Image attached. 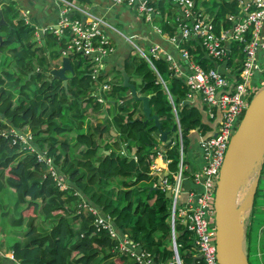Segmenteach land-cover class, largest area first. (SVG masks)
<instances>
[{
    "label": "trees",
    "instance_id": "1",
    "mask_svg": "<svg viewBox=\"0 0 264 264\" xmlns=\"http://www.w3.org/2000/svg\"><path fill=\"white\" fill-rule=\"evenodd\" d=\"M0 13L5 22L0 26V50L9 54L0 55V224L8 222L12 228L5 253L17 264H137L118 249L121 240L130 239L150 254L154 264L172 262L171 201L164 189H154L158 177L151 175V164L161 150L168 162L167 182L173 187L184 165L189 133L209 130L201 124L200 111L187 101L183 81L163 58H153L149 64L133 53L124 61L130 83L141 96H150L161 131L169 133L161 147L154 123H144L141 103L128 95L121 82H108L112 118L105 125L92 126L86 122L82 102L87 101L95 112L103 107L90 93L96 83L104 82L105 73L85 66L89 59L79 54L67 55L74 74L66 73L67 87H63L60 80L47 76L48 57L53 60L68 51L63 44L68 41L67 31L61 36L42 29L45 52L37 29L13 5L0 0ZM238 14L235 0L214 3L215 32L231 28L226 17ZM160 24L163 34L176 36L175 22L174 26L162 20ZM180 47L204 70L214 67L194 42L182 40ZM232 64L227 61V66ZM263 86L264 82L260 89ZM110 132L114 138L103 141V134ZM26 133L31 135L33 151L16 139ZM186 174L181 169V175ZM257 191L256 187L249 222ZM6 193L9 198L3 202ZM83 203L110 220L114 236L96 228V217L82 208ZM24 211L31 215H23ZM23 226L22 231L16 230ZM177 231L179 257L190 264L192 236L182 225ZM14 238L18 240L9 244Z\"/></svg>",
    "mask_w": 264,
    "mask_h": 264
},
{
    "label": "built area",
    "instance_id": "2",
    "mask_svg": "<svg viewBox=\"0 0 264 264\" xmlns=\"http://www.w3.org/2000/svg\"><path fill=\"white\" fill-rule=\"evenodd\" d=\"M113 6H123L132 9L137 17L150 23L155 15L153 0H110ZM239 14L228 15L226 18L232 23L231 28L215 32L212 19L206 18L199 10L196 0H171L178 10L176 18V36L169 37L185 60L186 70H178L168 55L159 56V47L149 46L148 49L133 43L138 54L149 64L151 59L163 58L174 75L180 78L186 89V99L191 102L199 97L208 108L211 121L214 123L212 134L201 143L204 166L200 172L193 174V180L201 188L198 194L190 193L186 201L180 203L178 183L172 187L167 182L166 175H159L161 168L155 164L159 160L163 166L167 161L161 150L151 164V175L160 178L162 189L172 192L171 215L169 219L173 258L169 264H183L176 244V227H185L192 236L194 253L190 264H218L216 260L215 229L213 199L220 168L224 161L229 141L242 119L251 97L256 90V83L264 74V0H235ZM58 5L59 20L57 28H51L56 35L68 33L67 49L61 53L63 57L79 54L95 63L94 70H100L103 61L113 53V46L109 37L104 34L103 18L87 9L74 5L68 0H54ZM73 14V18L69 15ZM26 19V14L23 15ZM27 23V19L25 20ZM163 34L161 29H156ZM37 37L39 36L36 33ZM192 41L198 45L214 67L204 70L194 62L193 56L186 49L180 47V42ZM143 49L147 53L143 52ZM70 54V55H71ZM230 60L233 66L239 67L232 71H219L215 65L226 64ZM96 75V71H94ZM111 92L108 82L96 83L90 97L95 103L108 105L107 95ZM215 134V136L213 135ZM30 148V135L16 137ZM43 157L40 156V160ZM48 165H52L46 159ZM52 176H56L50 169ZM168 175V174H167ZM177 181L181 179V167L177 174ZM156 186V185H154ZM62 189V184H60ZM82 208L87 209L83 203ZM96 217L95 226L98 230H109L113 235L112 224L104 216L88 208ZM177 213V214H176ZM264 229V228H263ZM121 253L129 255L137 264H154L144 249L130 239L119 242ZM200 257V258H199Z\"/></svg>",
    "mask_w": 264,
    "mask_h": 264
},
{
    "label": "crops",
    "instance_id": "3",
    "mask_svg": "<svg viewBox=\"0 0 264 264\" xmlns=\"http://www.w3.org/2000/svg\"><path fill=\"white\" fill-rule=\"evenodd\" d=\"M6 4H11L15 7L17 12L23 17L26 14V19L31 22L39 34L42 29L49 30L50 34H54L51 28H57L59 20L58 5L54 0H3ZM73 2L74 5H78L90 12L101 16L105 25L103 26L104 34L109 37L110 43L113 46V53L108 55L103 61L102 67L99 71L104 72L103 80L111 83H123L120 70L124 69V61L128 55L133 54L132 49L133 43L142 44L141 46L148 49L149 46L156 45L159 47V56L168 55L171 57L173 64L178 70L185 71L186 63L181 57L179 50L176 46L170 42L169 36L167 34H159L156 29H161V20L164 23L172 24L176 23V18L178 17V10L172 5L171 0H153L156 4L154 7L155 15L150 23L141 20L135 12L127 7L123 6H113L110 0H68ZM197 6L200 12L206 17L212 19L213 4L219 3V0H196ZM153 5V4H152ZM163 9V10H162ZM1 14V13H0ZM69 18H73V14L69 15ZM177 31V30H176ZM42 30V36L39 34L40 40L44 35ZM41 43V42H40ZM4 51L0 50V55ZM61 57L58 60L59 66L61 63ZM56 65V63H54ZM219 71H232L235 66H226V64L215 65ZM126 72V71H125ZM227 72V73H228ZM127 74V73H126ZM68 77V76H67ZM130 81V77H129ZM130 94V90L128 95ZM140 95V94H138ZM83 105L84 110H92L89 103L85 102ZM201 114V124L207 126L209 130H206L204 134H201L199 128L192 130L189 135L188 147L185 151L184 165L180 166L187 174L181 175V179L176 182L179 186L180 203L183 204L190 193L198 194L201 188L193 180V174L200 172L204 166V157L201 150V143L207 137H209L213 122L211 121L208 113V108L201 102L199 97L194 98L191 102ZM141 105V104H140ZM108 107L102 113L105 117L111 116L113 113L112 108ZM87 117L89 115L87 113ZM88 122V121H86ZM161 147V146H160ZM155 164L161 168L159 175L168 174V163L163 166L159 160L155 161ZM11 193V190H9ZM5 195V194H4ZM3 195V196H4ZM9 198V197H8ZM8 200V199H7ZM6 200V201H7ZM264 226L262 231H264ZM2 230V229H1ZM5 234L3 239L0 238V264H17L14 262L11 254H6V230H2ZM248 245H245L246 252ZM259 251V250H258ZM260 255V252H259Z\"/></svg>",
    "mask_w": 264,
    "mask_h": 264
},
{
    "label": "water",
    "instance_id": "4",
    "mask_svg": "<svg viewBox=\"0 0 264 264\" xmlns=\"http://www.w3.org/2000/svg\"><path fill=\"white\" fill-rule=\"evenodd\" d=\"M1 15V14H0ZM5 24L0 17V26ZM56 28V27H55ZM42 36V30L39 31ZM43 50L47 52L44 40H40ZM71 53L68 52V55ZM51 66L50 73L47 76L51 79L60 80L63 87H67L68 77L66 73L74 74L69 57H62L59 65H54L49 58ZM122 76V86L130 90V96L135 102L141 103L142 115L144 123L152 121L157 129V135L160 143L164 144L169 135L168 132L161 131V125L156 113H152L150 108V96H141L139 90L130 83L129 76L125 70H120ZM214 124L212 127V134ZM174 131V129H173ZM209 135V136H210ZM215 136V134H213ZM260 146L262 155L260 163L264 162V86L250 100L241 121L239 122L234 134L232 135L224 161L220 168L216 188L213 199L214 210V229H215V246L216 260L218 264H249L245 250V235L247 231L246 218L249 216L253 195L256 190L260 171L256 170L257 177L253 185V195L249 212L244 216L239 205L235 203L236 196V181L238 178L239 169L243 163L244 157L250 150ZM162 189L160 178L154 189ZM166 197L171 200L172 192H166ZM200 258V257H199Z\"/></svg>",
    "mask_w": 264,
    "mask_h": 264
},
{
    "label": "rangeland",
    "instance_id": "5",
    "mask_svg": "<svg viewBox=\"0 0 264 264\" xmlns=\"http://www.w3.org/2000/svg\"><path fill=\"white\" fill-rule=\"evenodd\" d=\"M4 40L5 39H3V41ZM1 42H2V37L0 36V43ZM67 42H68L67 40H64L63 44H67ZM132 49H133L135 55H138L137 49L135 47H132ZM53 50H55V54H57V53L59 54V51H60L59 47H55V48H53ZM143 52L147 53V51L145 49H143ZM55 54H54V56H55ZM2 55L6 56V57H9V54L7 53V51L4 52ZM59 56L61 57V55H59ZM59 56L54 57L53 60L50 57H48V61H49V58H50L53 63H58V60L60 58ZM87 61L88 62L86 63L85 66L91 65V69H94L95 68L94 67L95 63L93 61H91V60H87ZM68 75H70V74H68ZM263 82H264V74L259 78L258 82L256 83L257 84L256 85V89L257 88L260 89V87L263 84ZM85 102H87V101H85ZM85 102L83 101L82 105H85L86 104ZM118 103L120 104L121 101H119ZM107 107H108L107 104H104V106L102 108H99V110L97 112L91 111V110H86L85 111L86 112V117H87V113L89 115V118L87 117L86 121L90 122L92 126L97 125V124L105 125L104 124L105 120L106 119L110 120L112 118L113 114L107 118L102 113H99V112L102 109L104 111ZM112 138H114V135L111 132H110V134L107 133V135L103 134V137H102L103 141H109ZM160 144L161 143L159 142L158 143L159 147H160ZM60 147L63 150H65V151H67V149H68L63 144H61ZM50 161L52 163V160H50ZM257 168H258V171H260V174H261V175H259V179H258V185H257V190L258 191H257L256 197H255L254 207H253V212H252V215H251L250 222H249V216L245 220L247 228H248L246 235L248 234V236H247V242L245 240L244 246L248 245V248H247L248 252L246 253V256L248 257L249 264H264V231H262V227L264 226V166L262 165V162H261V164H258ZM256 170L254 171V174H253L254 177L255 176L257 177L258 171L256 173ZM54 173H56V172L54 171ZM252 182H253V185H254L255 179H252ZM7 199H8V194L6 193L2 197V201L6 202ZM23 215H25V216L31 215V211H24ZM248 223H249V227H248ZM24 227L25 226H23L22 229H16V230L22 231L23 229H25ZM178 227L179 226H178V220H177L176 233L178 232L177 231ZM1 229L2 230H6V233H8L10 231V229H12V228L10 227L8 222H5V223L1 222V224H0V238L3 239V237H5V234L3 232H1L2 231ZM177 236H178V234H176V237ZM17 240H18V238H14V239H12L10 241L9 244H13V242H15ZM259 252H260V255H259Z\"/></svg>",
    "mask_w": 264,
    "mask_h": 264
},
{
    "label": "bare ground",
    "instance_id": "6",
    "mask_svg": "<svg viewBox=\"0 0 264 264\" xmlns=\"http://www.w3.org/2000/svg\"><path fill=\"white\" fill-rule=\"evenodd\" d=\"M261 155L262 151L260 146L250 150L244 157L243 163L238 172V178L235 186L237 192L235 196V203L240 206L244 216H246L249 212L253 195V174L260 163Z\"/></svg>",
    "mask_w": 264,
    "mask_h": 264
},
{
    "label": "clouds",
    "instance_id": "7",
    "mask_svg": "<svg viewBox=\"0 0 264 264\" xmlns=\"http://www.w3.org/2000/svg\"><path fill=\"white\" fill-rule=\"evenodd\" d=\"M56 65H59V63H56ZM180 201V200H179ZM171 215V214H170Z\"/></svg>",
    "mask_w": 264,
    "mask_h": 264
}]
</instances>
